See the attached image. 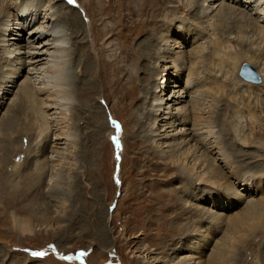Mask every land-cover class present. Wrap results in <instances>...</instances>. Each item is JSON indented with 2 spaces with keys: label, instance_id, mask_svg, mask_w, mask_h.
Returning a JSON list of instances; mask_svg holds the SVG:
<instances>
[{
  "label": "rangeland",
  "instance_id": "1",
  "mask_svg": "<svg viewBox=\"0 0 264 264\" xmlns=\"http://www.w3.org/2000/svg\"><path fill=\"white\" fill-rule=\"evenodd\" d=\"M13 1L20 4L32 2L33 9L53 3L68 42L63 83L60 82V87V84L51 85V90L55 89L51 97H58L61 105L52 103L53 108L44 107V97L48 93L42 92L33 102L17 100L12 109L11 101L25 79L23 72L15 77L19 78L16 86L9 87L13 88V93L0 94L4 97V100L0 99V264H175L174 260L178 262L197 254L194 247L188 246L197 240H202L198 244H205L207 248L194 255L188 264L206 262L207 255L214 252L225 236H233L232 231L238 224L236 216L245 210L244 203L239 200L228 201L235 198V191H240L242 198L264 199V174L257 175L262 169L252 168L248 171L249 177L241 175L239 178L235 168L238 164L245 167V160L264 167V38L256 35L253 39L247 38L253 31L251 28L240 29L238 19L261 18L262 15L253 14L252 5L244 2L242 8L247 17L239 11L236 16L227 14V11L218 13L217 9L212 12L213 17L206 19L201 16L205 8L201 6L203 0H198L199 3L197 0ZM260 2L263 7L264 0ZM3 3L0 0V7ZM150 4H153L151 8L148 7ZM71 5L77 6L78 15L86 27V31L77 37L65 23L67 14L72 13L69 10ZM190 5L197 6L191 9ZM40 8L34 12L31 10L30 14L37 15L39 19L43 13ZM33 15L28 19L17 16L26 24L22 37L29 34ZM153 17L157 22H153ZM231 22H234L235 30ZM260 23L264 24V17ZM185 28L191 31H185ZM198 33L206 37H197L198 41L192 43ZM237 35L242 37L238 40ZM153 36L157 38L158 53L152 57L143 55V41ZM165 39L175 52L185 50L187 54L200 45L209 47L203 55L209 57L207 65L214 68L216 82L208 84H216L221 90L215 98L213 92L217 88L212 92L205 84L192 96L201 93L203 97L200 98L204 99L200 102L205 103L203 108L207 107L205 112L213 104L214 130L220 141L224 140L226 154H235L225 144V141L229 144L234 141L237 145L232 148H237L243 155H238L232 165L210 157L211 164L202 158L205 172L221 174L220 179H215L219 181L217 184H197L193 180L194 183L187 185V180L177 176L182 170L172 162L168 152L178 140L173 137L158 140L159 137L152 135L158 133L151 129L153 119L163 113L161 118L167 117L166 120L170 121L171 116L164 114V110L155 109L154 97L164 95L163 103L171 104L174 113L178 110L176 107L192 104L191 96L182 98L181 102L177 99L179 95L185 96L182 88L187 83L184 77L187 72L179 71L182 69L179 63L173 66L171 58L175 53L165 50L168 48ZM81 52L89 58L88 66L80 57ZM187 57L191 60L196 58ZM188 60L183 67L189 66ZM228 61L229 67L225 68ZM243 62L255 67L260 81L253 82L239 75ZM0 63H3L0 64L1 84L8 77L11 66L2 60ZM163 77L165 86L161 88ZM83 80H89V90L82 92ZM185 99L186 102H182ZM10 108L11 120L3 124V117ZM191 111L183 120H192V125L199 113L196 115L197 110ZM205 112L202 111L201 115L207 116ZM97 117L99 120L94 123ZM175 117L182 118L179 115ZM163 122H157V125ZM163 129L160 127L159 132ZM167 130L170 134L176 132L173 127H167ZM55 131L62 133L61 140H54L52 134ZM17 143L23 148L11 150V144ZM183 151H178V154L182 155ZM214 153H211L212 157L217 155ZM29 171L44 172L39 184L35 185V177L33 180L25 177ZM253 174L256 176L252 177ZM5 178L12 182L6 186L7 191L2 184ZM221 183L231 185L233 192L225 193L224 186H219ZM189 186L196 189L190 190ZM215 195L221 197L214 199ZM174 197L178 200L177 206L172 204L176 201ZM216 213L218 217L213 220L211 215ZM262 214L264 216V210L258 215ZM60 218L66 220L61 221ZM83 223H87L86 229L81 228ZM260 233L261 230L255 236L259 243L241 250L244 256L236 264H264V235L260 236ZM202 235L207 236L203 238Z\"/></svg>",
  "mask_w": 264,
  "mask_h": 264
},
{
  "label": "bare ground",
  "instance_id": "2",
  "mask_svg": "<svg viewBox=\"0 0 264 264\" xmlns=\"http://www.w3.org/2000/svg\"><path fill=\"white\" fill-rule=\"evenodd\" d=\"M2 1H4L5 3H3L2 6L0 7V26H1V29H0V45H2L1 51H3L1 53L0 62L2 60L7 65H10L11 67L8 69V77L5 78L3 80V82L0 84V89L3 91L0 94L2 95L4 93H9V92L13 93L12 92L13 88L10 89L9 87L16 86V82H17V80L19 78L16 79L15 77L21 75L22 72H23V75L25 74V79L21 83L19 90H17V93L15 95V99H12V101H11V108L18 101H21V102H24V103L26 101H28V100H31L32 102L35 101L36 98H39L38 95L42 94V92L48 93L47 97H44L46 99V102L45 103L43 102L44 103V107H47L48 109L53 108V106L51 105L52 103L53 104L56 103V104L61 105L62 103L60 102V100L58 101V97H54V98L51 97L52 96V92L55 90V89L53 91L51 90V88H52L51 85L53 87L57 86L58 84H60V82H62V79L64 78L63 74H64V71H65L64 67H65V63H66L64 57H65V49H66V45H67L68 41L66 40V37H65L64 28L60 25V23H61L60 21L61 20L59 21L58 17L56 16L57 12H56V8L54 7V4L53 3H49V4H47L45 6V8L44 7L40 8V6H38L40 8L41 12H43V13H41V17L39 19H37V15L30 14L31 10L33 12L35 10H39L37 6H36V9L32 8L33 7L32 2H27L25 4H20L17 1H13V0H6V1L2 0ZM169 1H176V0H169ZM203 1H204V4H201V6L205 7V8L202 10V12H203L202 14L203 15H201V16L203 18L205 17L206 19H210L211 17H213L214 13H212V12H214L217 9H218V13L227 11V14L230 13L231 15H233V14L236 15V13L239 11V14H242V15L245 14V17H247V13L242 8L243 5H244L243 2L245 4H248V5L251 4L252 5V7L255 10V12L253 14L256 15V14L259 13L260 15H262L261 18L264 17V5H263V7L260 5L261 4V2H260L261 0L260 1L259 0H221V2L219 0H203ZM178 2H181V1L179 0ZM206 2H208V4ZM197 3H199L198 0H197ZM152 5L153 4H150L148 7L151 8ZM196 6L197 5H195V7ZM83 7H85V6L82 5V8ZM190 7H191V9L195 8L193 5H190ZM4 8H6L7 10L5 11ZM83 9L85 10V8H83ZM69 10L72 13L70 15H69V13L67 14V16L65 18V23L72 30V33H74L76 35V37H77V36L80 35V33H83L84 31H86L85 23L83 22V20H81V18L78 15L79 13L77 11V6H72L71 5V8H69ZM17 14L19 15V17H22V18H25V19L26 18L28 19V18L31 17V15H33V17H32L33 18V22H32V24L30 23L32 25V28L30 29V32L27 35V37H25V36L22 37L23 36L22 29L26 26V24H25V22H23L21 20H18V18H17L18 15ZM86 15H87V13H86ZM249 15H251V14L249 13ZM236 16H238V15H236ZM242 18L243 17L238 18L239 21H240V24H241V28L240 29L248 30L249 28H251L252 31H253L252 35L247 36V38L250 37V39H253L255 37V35L258 36V38H262V39L264 38V24L260 23L261 22V18L260 17H257V16H255V18L254 17L253 18L248 17V18L243 19V20H242ZM155 19H157V18H154L153 22H157ZM39 21H41V22H39ZM211 21H212V19H211ZM219 22L220 21H218L217 23H219ZM229 22H230V20H229ZM34 23H37V24H40V25H36ZM118 23H119V21H118ZM232 23H234V22H231V24ZM196 24H198V23H196ZM221 25H219V26H221ZM213 26H215V25H213ZM237 27H239V26H237ZM150 28H151V25H150ZM190 28H191V26H190ZM232 28L233 29L235 28L234 25L232 26ZM227 29H228V27H227ZM184 30L185 31L186 30L191 31V29H189V28H185ZM194 30H196V29H194ZM223 30H224V28H223ZM227 32H228V30H227ZM203 33H205V35H208L207 32H203ZM216 34H218V33H216ZM205 35H203V37H202V33H198L195 36L194 41H192V43H195V42L198 41L197 37H199L200 39H204L206 37ZM213 35H215V34H213ZM221 36H224V35H221ZM237 36H238V38H237L238 40L240 39V37H242V36H239V35H237ZM224 38L225 37H222V39H224ZM156 41H157V38L155 36H153L152 38L145 39V41H143V43H142L143 44V48H142L143 51L141 50L143 52V55H148V56L152 57V55L154 53H158L159 48L158 49L156 48V47H158L157 46L158 42L156 43ZM164 41H165V45H166L167 44V40L165 39ZM210 41L213 42V40H211V39H210ZM214 43H217V42L215 41ZM218 43L220 45L222 44V42H218ZM167 45H168V48L166 47L165 50L167 52H169L170 54L171 53L172 54L175 53L174 54V58H171V60L174 61L173 66L175 67V63H179L182 66V69L179 70V71L181 73H186L187 72V74L184 75L185 80H186L187 83L185 84L184 88H182V89H184L182 91H185L184 92L185 96L179 95L177 97V99H178V101H180L184 97L186 98V97H190L191 96L192 104H191V106L190 105L189 106H186V105L184 106L183 105L181 107H176L175 109H178V110L175 112L176 113V115H175V113L172 112L171 104H168L166 102L163 103V101L165 100L164 99L165 98L164 95L163 96L162 95H157L156 97H154L153 100L155 102L153 104L156 105L155 109L156 110H162L161 112H163V110H164V112H165L164 114H169V116L170 115L171 116H170V121L166 120L167 117H166V119H165V117L161 118V114H163V113H161L159 117L156 116L153 119V121H152L151 129H152V131H154V133H156L157 131H158V133L157 134H152V135H153L154 138L155 137H157V138L159 137L158 140L159 139L160 140H162V139L164 140L166 138H170L171 139V137H173L174 140H178V142L175 145H173L172 147L169 145V147H171V149L168 150V152L170 154L169 156H171V158H172V162L175 165H178V168L180 167V169L182 170V172L178 173L177 176L183 178L184 180H187V185H190L191 182L194 183L193 180H196L197 184H205V185L207 184L208 185L209 182L217 184V182H219V181H216L215 179L219 178L220 177L219 175H221V174L216 172V171H211V173L205 172V170L203 169V166H202L204 164V161L208 162L209 158L211 157L214 160H223V161L225 160L226 163H231V165H232V164H234L236 162V158L240 154H239V150L237 148L236 149L232 148V146H236L237 145L236 142L232 141V144H231V142L229 144L228 141L227 142L225 141V144L227 143V146L229 145V148L231 149V151L235 152V154L233 153L231 155L226 154L227 153V149H226L225 145H223V143H224L223 141L224 140H222V142H221L220 138L216 135L217 132H215L216 129L214 128L215 125L213 124L214 120L212 119L213 118V116H212V113H213L212 112L213 111L212 105L213 104L211 103V105L208 106V111L205 112L207 107L203 108L205 103L204 102H202V103L200 102L202 99H204V98H200V97H203L201 95V93H200V95L197 94V95L192 96L195 91L198 90L197 93L200 92L199 91V90H201L199 88L200 86H202V85L206 86L205 84H208V83L211 84L213 82L214 83L216 82V73H215L214 70H212L214 68L211 69L210 66L207 65V64H209V61H206V60L209 57H208V55H203V53L205 51H207V49L209 47L205 46V45H200V47H197L196 49H193V51H191L190 53L187 52V54H186L185 50L179 51V52H175V51H173L172 46H170L169 44H167ZM215 48H217V47L215 46ZM143 55H141L139 57H142ZM175 55H176V57H175ZM169 56L173 57L172 55H169ZM187 56H193V57L195 56L196 58L194 60H191ZM223 56L225 57V54ZM242 56H240V57H242ZM80 57H83L82 59L84 60V64L85 65L88 64L89 58L86 56V54H84V53L82 54V52H81L80 53ZM247 57H249V56H247ZM121 58L122 57L120 56V59ZM214 58H215V56H214ZM226 58H228V57L226 56ZM198 59H200V60L198 61ZM242 59H244V58H242ZM186 60H188L187 64L188 63H190V64H189L188 67H185V66L183 67V64L186 62ZM221 60H223V59H221ZM231 61L232 60L230 59V62ZM28 62H30V64H29L30 66L29 67L27 65ZM230 62L229 61L226 62L224 64V67L227 68V66L229 65L228 63H230ZM0 64H3V63H0ZM26 66L28 68H26ZM86 66H88V65H86ZM164 68H167V67H164ZM215 70H216V68H215ZM163 71H164V69L161 70V72H163ZM3 76H4V74H3ZM213 77H215V78H213ZM32 78H36V79L33 80ZM208 78H212V79H210V82H208ZM259 78L261 79L260 76H259ZM162 79H161L162 80L161 88H164V86H165L164 85V83H165L164 82V77ZM36 80H38V82H36ZM253 82H255V81H253ZM36 83L39 84L40 86L36 87ZM82 83H83V86L81 88V91L82 92L85 91V90L87 91L88 85H89V80H83ZM212 85H209L207 89L212 90V92H213V88H217V87H216V84L214 86H212ZM60 86H61V84L58 87H60ZM62 86H63V84H62ZM64 87H65V85H64ZM8 88H9V90H8ZM70 90H72V89H70ZM220 90L221 89L217 88L215 90V92H213V95L215 96V98L218 95L217 92H219ZM56 91H59V89H56ZM206 91H202V93L206 92ZM212 92H210V93H212ZM64 93H66V92H64ZM179 94H181V92H179ZM220 95H221V93H220ZM167 97H169V96H167ZM44 98L42 97V99H44ZM0 99L4 100V97L1 96ZM48 99L52 100V101L54 100V101L53 102H47ZM68 99H70V98L68 97ZM167 100H170V98L167 99ZM31 101H28V102H31ZM182 102H186V99L183 100ZM0 104H2V103H0ZM190 107H191V109H190ZM11 108L9 109V113L7 115H4L3 120H2L3 124L5 122H7V120H11L9 118L11 116V113H10ZM101 109H102V107H101ZM168 109H171V111L168 112L167 111ZM191 110H197V112L194 113L196 115H197V113H199L197 115V120L195 121V123L193 122L194 124H192V125L190 124L192 122V120H191V122H189L187 120H185V121L183 120V119L188 117V113H192ZM202 111L205 112V113H208V114H206L207 116H204V115L202 116L201 115ZM97 113H99L98 117L100 118L101 117L100 111L97 112ZM219 113H221V112H219ZM178 115L180 117H182V118H177L176 119L175 116H178ZM98 117L95 118L94 123H96L97 120H99ZM172 118H173V120H171ZM160 121H162V122L165 121V122L157 125V122H160ZM58 122H60V121H58ZM176 122H178V125L176 124ZM167 124H169V125L166 126ZM179 125L181 126L180 128H179ZM98 126H99V124H98ZM192 126H193V128H192ZM30 127H32V125H30ZM160 127L161 128H165V129H163L162 132H159V128ZM167 127H173L176 132L172 133V131H170L172 133V134H170L168 132V130H167ZM99 128L101 129V127H99ZM61 134H62L61 132L55 131V132H53L52 136H55L54 140H57V139L61 140L63 138ZM66 135H67V133H66ZM213 138H215V139H213ZM46 143L47 142L45 141V145H44L45 148L44 149L47 148V144ZM221 145H222L223 148L221 147ZM11 148H12L11 150H13V149H17V150L20 149L21 150L23 148V146L19 145L17 143V145L11 144ZM175 148H177V149H175ZM183 148H186V149H183ZM52 149H53V145H52ZM180 150H185V151L182 152V155H179L180 153L178 154V151H180ZM53 152H55V150H53ZM211 153H214V155L217 154L216 155L217 157L216 156L212 157L211 155H213V154H211ZM194 154H196V155H194ZM197 154H199V155H197ZM192 156H194V157L191 158ZM203 157H205V159L201 163V160H202ZM247 160H249V159H247ZM209 162L211 164L213 163L212 161H209ZM243 162H246L245 163V167L243 165H240V164L235 166V168L237 169V174H238L239 178H240L241 175L249 177L250 174H249L248 171L249 170L251 171L252 168H255V169L256 168L257 169L261 168L262 171L259 174H257V175L264 174V167L262 168V166H263L262 164L256 165L253 162L249 163V161H246V160L243 161ZM248 167H250V168H248ZM24 175H25V177H27L28 180H33V178L35 177L36 178L35 179V181H36L35 185H37V184H39L38 182L42 180L44 172L42 171V172L39 173V172L29 171V172L25 173ZM251 176L253 177V176H256V175L253 174ZM212 180H215V181H212ZM0 183H1V181H0ZM9 183H12V182L9 181L8 178L2 183L5 190H6V186H8ZM55 183H56V181H55ZM219 186L223 187L224 184L221 183V185H219ZM40 188H42V187H40ZM193 188L194 187H192V186L188 187V189H190V190H192ZM186 189H187V187H186ZM194 189H196V188H194ZM230 190H231V185L230 186H227V185L224 186V190L223 191H225V193L227 192V194H228L230 192ZM194 191L195 190H193V192ZM186 192H187V190H186ZM233 196L235 198L229 199L228 200L229 202H234L235 200H239L240 202L244 203V205H245V210H243L242 213L238 212V216L240 214L241 215L239 217L236 216V218L238 220V224L236 225L237 226L236 230L234 229L232 231V235H233L232 237L225 236V238L220 242V244L217 245V247L215 248L214 252L212 254H210V255H207L208 256L207 261L203 262V263H200V264H236V262L238 260L241 262L242 257L244 256V254H242L241 250H246L248 248V246H252V245H255V244L259 243V241H257V237H255V236L258 235L260 230L262 232V233H260V236L264 235V224L262 223V222H264V216H263V214L262 215H258V214H260L262 212V210H264V199L262 200L263 201L262 202L260 200L257 201L255 199L242 198L243 195H241L240 191H239V193L237 191H235ZM220 197L221 196H219V195H217V196L215 195L214 199H218ZM236 198H238V199H236ZM174 199H175V197H174ZM175 200L176 201H174V202L172 201V204L177 206L179 203H178L177 199H175ZM164 203H165V201H164ZM32 204H34V203H32ZM47 206H49V204ZM73 206H74V204H73ZM67 208H69V207H67ZM63 209H64V207H63ZM42 211H43V209H42ZM42 211H39V213L40 212L42 213ZM65 211H66V209H65ZM67 211H68V209H67ZM49 212H50V209H49ZM57 212H59V210ZM69 213H71V212L69 211ZM235 213H237V212H235ZM49 216H51V215H49ZM75 216H76V213H75ZM211 216H213V220H214V219H216L218 217V213H216L215 215L212 214ZM64 219L62 218V220H61V218H60L61 221H63ZM97 219L98 218H96V220ZM200 220H201V218H200ZM198 222H200V221H198ZM74 224H76V223H74ZM99 224H100V222H99ZM103 224H104V222H103ZM230 224L231 225L233 224V218H231ZM70 225L73 226V222H71ZM80 226H81L82 229H86L87 223H83ZM23 227L25 228L26 225L24 224ZM27 229L28 228L26 227L25 230H27ZM234 234H237V235H234ZM206 236L207 235H202L203 238H206ZM194 242H197V243H194ZM194 242L188 244V246L194 247L196 249V251H197L196 252L197 254H192L190 258H185V260H179L178 262L176 260H174L176 262L175 264H188L190 262V260L192 259V257H195L194 255H199V254L203 253L206 250L207 247H204L205 244L204 245L203 244H198V243H202V240H197V241H194ZM197 264H199V263H197Z\"/></svg>",
  "mask_w": 264,
  "mask_h": 264
},
{
  "label": "water",
  "instance_id": "3",
  "mask_svg": "<svg viewBox=\"0 0 264 264\" xmlns=\"http://www.w3.org/2000/svg\"><path fill=\"white\" fill-rule=\"evenodd\" d=\"M239 75L246 80L260 81L259 75L253 65L243 62L239 69Z\"/></svg>",
  "mask_w": 264,
  "mask_h": 264
}]
</instances>
